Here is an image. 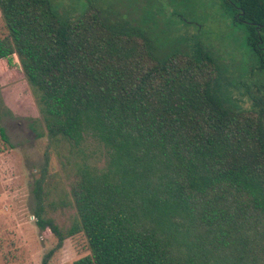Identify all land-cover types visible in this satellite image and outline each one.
Listing matches in <instances>:
<instances>
[{"label":"trees","instance_id":"1","mask_svg":"<svg viewBox=\"0 0 264 264\" xmlns=\"http://www.w3.org/2000/svg\"><path fill=\"white\" fill-rule=\"evenodd\" d=\"M225 2L264 70V0ZM0 12V72L40 93L49 139L108 150L106 167H77L60 204L47 157L34 216L57 245L44 264L81 234L90 254L74 264H264V108L228 106L209 53L162 60L138 31L93 10L65 18L51 0H0ZM0 140L13 148L1 124ZM71 204L61 226L52 214Z\"/></svg>","mask_w":264,"mask_h":264},{"label":"rangeland","instance_id":"2","mask_svg":"<svg viewBox=\"0 0 264 264\" xmlns=\"http://www.w3.org/2000/svg\"><path fill=\"white\" fill-rule=\"evenodd\" d=\"M65 18L74 20L93 10L110 25L136 30L150 41L162 60L179 53H209L217 62V93L236 110L263 107L264 70L247 44V33L236 25L225 0H51ZM0 34L8 31L0 12ZM0 124L13 148L0 140V264H44L57 240L44 235L34 216L36 181L50 157V199L72 201L77 167H106L108 150L93 137L75 146L48 137L40 93L25 76L0 72ZM52 217L64 227L76 219L72 204L57 207ZM84 235L66 240L48 264H74L89 255Z\"/></svg>","mask_w":264,"mask_h":264}]
</instances>
